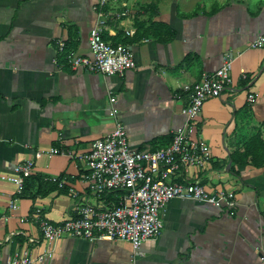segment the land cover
<instances>
[{
	"label": "crops",
	"instance_id": "0c3cea01",
	"mask_svg": "<svg viewBox=\"0 0 264 264\" xmlns=\"http://www.w3.org/2000/svg\"><path fill=\"white\" fill-rule=\"evenodd\" d=\"M100 1L0 0V264L21 248L33 264H264V168L242 159L251 136L264 138V47L253 46L264 33V0ZM98 13L105 39L134 52L136 65L123 75L66 62L70 52L92 56ZM228 56L232 83L195 121L213 156L189 169L208 190L225 193L221 204L172 198L162 233L145 241L143 254L121 239L46 240L33 213L39 207L54 223L74 214L68 187L88 189L81 155L115 126L111 97L133 149L166 146L194 84ZM250 93L258 95L252 103ZM50 148L58 151L36 156ZM27 159L35 172L19 193L6 177ZM54 175L69 185L59 188L48 179Z\"/></svg>",
	"mask_w": 264,
	"mask_h": 264
},
{
	"label": "built area",
	"instance_id": "2783aa9c",
	"mask_svg": "<svg viewBox=\"0 0 264 264\" xmlns=\"http://www.w3.org/2000/svg\"><path fill=\"white\" fill-rule=\"evenodd\" d=\"M106 3L107 0L100 1L101 6ZM124 14L118 13L119 16ZM105 25L106 19L100 13L90 33L92 56L70 52L66 56L69 66L123 75L136 65L134 52L128 44H114L105 39ZM61 46L64 48L65 43L61 42ZM253 46L264 47V33L253 42ZM232 67L233 58L228 56L217 70L202 73L192 88L189 102L181 109L184 122L173 130L172 139L166 146L156 149H133L130 146L126 126L118 118V98L112 96L111 112L115 126L95 139L87 154L81 155L87 168L88 189L81 192L69 185L65 178L56 175L48 178L59 188L69 185L68 191L74 198V214L63 222L54 223L37 207L33 215L40 223L44 238L54 240L72 235L89 240L121 239L131 242L136 254H143L145 241L162 233V208L172 198H194L221 204V196L225 193L208 190L202 177L199 174L191 176L189 169L205 167L213 156L210 144L197 136L195 121L205 101L220 97L232 83ZM243 76L247 77L245 70ZM257 97V93H250L248 101L252 103ZM57 151V148H50L36 152V156ZM35 165L34 159L19 162L14 173L6 177L17 184L19 193L24 192L26 179L34 174ZM92 196H98L100 202L93 203ZM228 196L234 194L230 192ZM47 256H53V252L48 251ZM33 263L29 249L21 248L7 264Z\"/></svg>",
	"mask_w": 264,
	"mask_h": 264
},
{
	"label": "trees",
	"instance_id": "16d2710c",
	"mask_svg": "<svg viewBox=\"0 0 264 264\" xmlns=\"http://www.w3.org/2000/svg\"><path fill=\"white\" fill-rule=\"evenodd\" d=\"M243 158L247 159L246 162L250 159L254 165L264 168V138L260 132H257L247 140L246 150L242 154V159ZM29 178H31V176L27 179Z\"/></svg>",
	"mask_w": 264,
	"mask_h": 264
}]
</instances>
